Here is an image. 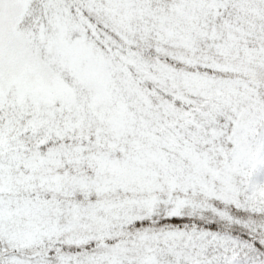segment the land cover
I'll return each mask as SVG.
<instances>
[{
    "label": "snow or ice",
    "instance_id": "snow-or-ice-1",
    "mask_svg": "<svg viewBox=\"0 0 264 264\" xmlns=\"http://www.w3.org/2000/svg\"><path fill=\"white\" fill-rule=\"evenodd\" d=\"M0 264H264V0H0Z\"/></svg>",
    "mask_w": 264,
    "mask_h": 264
}]
</instances>
